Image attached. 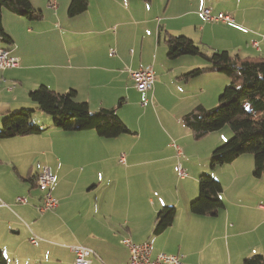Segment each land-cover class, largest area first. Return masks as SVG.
I'll use <instances>...</instances> for the list:
<instances>
[{"label":"crops","instance_id":"obj_1","mask_svg":"<svg viewBox=\"0 0 264 264\" xmlns=\"http://www.w3.org/2000/svg\"><path fill=\"white\" fill-rule=\"evenodd\" d=\"M30 1L43 12L42 19L14 13L6 18L3 13L4 30L13 43L0 41L20 61L17 68L0 70V128L11 112L23 108L34 109L31 122L44 128L37 135L0 140V252L8 264H74L75 245L95 252L92 264H127L124 239L149 242L152 257L175 254L186 264H244L255 255L264 258V172L254 175L251 154L212 168L211 154L232 137L231 129L224 126L195 139L182 123L193 107L219 104H213V95L230 80L212 70L185 79L192 69L210 64L198 56L170 59L165 41L168 35H182L210 52L264 57L263 12L254 16L252 6L249 16H239L238 6L223 10L217 4L216 12L233 21L213 22L203 15L206 4L197 10L190 4L185 10L173 0H89L87 11L70 17L71 0ZM257 1L264 8V0ZM230 32L243 35L242 42ZM145 67L153 69L156 79L152 90L140 92L131 73ZM214 80L221 88H214ZM40 85L58 93L74 89L92 112L130 105L137 98L141 108L150 105L157 124H127L134 131L130 139L104 138L93 130L64 131L29 98ZM168 98L184 99L171 107L164 104ZM160 111L169 128L161 124L165 149L157 140L145 139L144 151L134 155L135 141L158 128ZM117 142L131 144L128 155ZM152 150L165 154L149 160ZM122 155L124 163L119 162ZM179 165L185 176H180ZM44 168L55 176L52 195L58 207L42 212L41 192L29 179ZM204 172L223 187L225 207L215 215L190 210ZM20 195H29L28 204L15 203ZM164 206H174L176 216L170 227L155 234L156 215Z\"/></svg>","mask_w":264,"mask_h":264},{"label":"trees","instance_id":"obj_2","mask_svg":"<svg viewBox=\"0 0 264 264\" xmlns=\"http://www.w3.org/2000/svg\"><path fill=\"white\" fill-rule=\"evenodd\" d=\"M150 2V0H145ZM89 0H71L68 15L75 17L87 11ZM10 11L29 20L42 19L43 12L35 9L30 0H0V41L12 45V38L5 32L3 12ZM168 57L200 56L209 67H197L184 74L185 79L196 78L212 70L229 78L219 104L215 108L196 106L182 117L195 139L229 126L232 137L211 154L210 166L217 168L230 164L244 154L254 158V175L260 177L264 172V57L232 55L228 51L204 53L194 41L186 36L168 35L166 38ZM1 47V46H0ZM5 48V47H2ZM29 98L37 109L50 115L55 127L71 132L93 130L98 136L116 138L132 134L131 129L118 114V108L99 109L92 112L87 102L77 99L74 89L58 93L46 85H40L29 93ZM122 99L119 106L122 105ZM34 109L23 108L11 112L0 128V140L15 136L37 135L44 128L31 122ZM35 178L29 181L34 183ZM199 195L191 201L190 210L196 215H215L225 207L220 197L222 184L211 174L204 172L198 178ZM176 216L174 206H164L156 215L154 233L159 234L170 227ZM0 264H8L0 252ZM244 264H264L261 255L247 258Z\"/></svg>","mask_w":264,"mask_h":264},{"label":"built area","instance_id":"obj_3","mask_svg":"<svg viewBox=\"0 0 264 264\" xmlns=\"http://www.w3.org/2000/svg\"><path fill=\"white\" fill-rule=\"evenodd\" d=\"M55 3L52 5L55 7ZM203 15L208 21L231 22L233 18L226 13L213 14L210 9L205 8ZM19 58L11 53L7 48L0 47V70L6 71L19 67ZM135 87L140 92H146L153 89L155 84V74L151 67H145L131 73ZM121 163L125 162V158L120 159ZM180 176H185V172L181 166H178ZM55 176L52 175L48 168H44L37 176L35 183L41 192L40 211H48L58 206V201L52 195V188L55 184ZM18 202H25L24 198H18ZM264 211V205L261 206ZM122 243L129 250V261L127 264H186L178 255L159 253L152 257L151 243L144 242L141 244L134 243L130 239L122 240ZM71 250L75 254L74 264H92V256L95 252L82 245L72 246Z\"/></svg>","mask_w":264,"mask_h":264},{"label":"rangeland","instance_id":"obj_4","mask_svg":"<svg viewBox=\"0 0 264 264\" xmlns=\"http://www.w3.org/2000/svg\"><path fill=\"white\" fill-rule=\"evenodd\" d=\"M168 1L169 0H164L165 3H167ZM173 3H176L177 5L180 4L181 6H184L183 9H185V10L188 9L190 4H193V7H191V8L194 9V10H197L199 6L206 4L207 7L211 8L213 11L215 10V8H216L215 5H217V4H218V8L223 9V10H225L226 8L236 10L235 8H236V6H238L239 7V10H238L239 16H243V15H248L249 16V12L251 10V7L253 6V7L256 8V11L253 10V15L254 16H256V15L258 16V13H259V16H261L262 12L264 14L263 6L260 5V7H257V6H259L257 0H173ZM216 11L217 10H215V12ZM3 13L5 14L6 18H8V17L12 18L13 17L12 13L7 11V10H4ZM214 14L216 15V14H218V12H216ZM251 23H253V22H251ZM215 33L222 35V39H223L224 43H227L226 42V38H225V36L222 33H220L217 29H215ZM229 34L233 38L238 37L240 39V41L242 42L243 35L234 34L232 32H230ZM251 43L252 42H250V44ZM197 46L200 47L202 52L210 53V51L206 48L207 46H205L203 43L197 44ZM231 54L235 55L236 53H231ZM198 57H200V56L198 55ZM254 57H259V56H254ZM221 77L224 79L225 76H221ZM181 78H183V77L181 76ZM213 83H214V88H216V89L217 88H221V86H222V83H219L218 81L214 80ZM225 86H227V85H225ZM223 90L224 89H222V91ZM222 91H220V92L215 91V93L213 95L214 96L213 104H215L216 102H219V97H220ZM187 96H183V97L186 98ZM184 98H182V99L178 98L177 100L168 98V99L164 100V104L166 106L174 107L175 105H177L178 102H182V100ZM137 102H138V99L134 98L133 102L130 105H128V103H127L126 105L118 108L119 114H122L124 116L123 118H124L125 121L124 120L123 121L126 123V125L128 124V126H134L135 127V126H138V125L143 126V125L147 124V125H153L152 127H154V125L157 124V122H156V119H155V117L153 115V111H152V108L150 107V105L147 106L146 108H141V105H140L141 103H137ZM208 104H209L208 106H212V107H206V108H215V107L218 106V104L217 105H210V104H212L211 101H209ZM194 108L195 107H193L191 110H193ZM156 118H157V121L159 123V125L157 126L158 128H152L149 131V134L144 133V136L140 140H137V141L134 140L135 143L132 145L135 148L134 152H133L134 155H138V154L141 155V153L144 151L145 139L157 140V143L159 144V147L161 149H165V145L164 144L167 143V138L164 136V134L162 132L164 129L161 126V124L165 128H167L168 130H169V128L162 121L161 111H160V118H158L157 116H156ZM132 132H134V131H132ZM124 137H127V139H130V138L135 137V136H133L132 134H124ZM170 138L176 139V137H174L173 135H170ZM193 138H194V136H193ZM116 145H118L121 149H125V154L128 155L126 150H128V148L131 146L130 143L117 142ZM163 154H165L164 150H162V151H154V150H152L149 153V160L157 159L158 156L163 155ZM122 158H123V155L120 157V159H122ZM120 159H119V162H120ZM150 164H153V163H150ZM18 198H24L25 202H23V203L22 202H18L17 201ZM28 202H29V195L28 196L20 195V196L15 198V203L17 205H26V204H28ZM57 207L58 206H56L55 208H53L51 210H54ZM23 222L25 224H28L25 221H23ZM165 254H170V253H165Z\"/></svg>","mask_w":264,"mask_h":264}]
</instances>
